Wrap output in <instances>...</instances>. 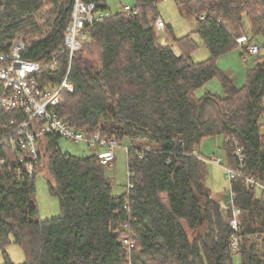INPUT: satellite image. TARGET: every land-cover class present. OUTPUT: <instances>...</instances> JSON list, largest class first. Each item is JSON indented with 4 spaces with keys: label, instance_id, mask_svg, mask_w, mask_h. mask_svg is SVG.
<instances>
[{
    "label": "trees",
    "instance_id": "obj_1",
    "mask_svg": "<svg viewBox=\"0 0 264 264\" xmlns=\"http://www.w3.org/2000/svg\"><path fill=\"white\" fill-rule=\"evenodd\" d=\"M73 1L0 0V51L22 35L24 59L44 63L59 56L46 81L60 82ZM87 1L108 10L106 0ZM159 1L135 0V15L120 11L91 26L71 61L73 91L62 94L57 109L60 119L86 136L99 132L119 145L129 141L132 187L126 192L112 195L99 150L71 155L60 149L61 136L51 133L40 139L32 159L2 143L24 116L0 107V249L19 245L21 264H264V200L255 195L259 185L246 182L264 186V55L247 69L241 88L216 63L237 46L242 57L249 56L252 37L264 44V0H176L194 16L193 33L209 52L198 63L190 58L196 47L190 34L173 37L179 55L159 42L153 10ZM241 37L246 41L239 45ZM214 79L222 95L206 91L197 97ZM217 136L224 168L242 165L241 176L230 181L226 214L210 197L207 164L197 152L203 139ZM20 160H32L31 175ZM43 171L60 209L48 220H39L35 201V176ZM231 205L239 211L236 231L227 223ZM2 264L15 263L6 258Z\"/></svg>",
    "mask_w": 264,
    "mask_h": 264
},
{
    "label": "built area",
    "instance_id": "obj_2",
    "mask_svg": "<svg viewBox=\"0 0 264 264\" xmlns=\"http://www.w3.org/2000/svg\"><path fill=\"white\" fill-rule=\"evenodd\" d=\"M122 11L133 15L137 13L136 9L129 6H124ZM110 14L107 11H98L95 4L87 0L73 1L71 18L64 32L61 52L66 54L68 65L64 76L58 83L46 81V78L56 72L59 66V56H52L44 63L24 59L22 54L26 49L27 41L22 35H18L12 41L8 51H0V107L5 111H20L24 116V120L2 143L7 141L24 150L32 159H36L39 154L40 139L44 135L55 133L69 141L84 142L91 147L102 149L96 155L104 166L115 160L113 150L119 145L114 139L107 140L99 132L86 136L60 119L57 114L58 107L63 103L62 94L73 91V85L68 79V74L74 54L87 43L88 31L91 26L102 22ZM155 27L159 31H164L165 26L160 18L156 19ZM245 41L243 37L236 40L239 45L244 44ZM258 50V46L252 44L248 49V55H257ZM236 154L240 156V149H237ZM204 161L209 164L220 165V160L217 158H211L207 161L204 159ZM3 163L4 161L0 159V166ZM20 163V167L29 175L33 173L32 160H20ZM241 168V164L237 170L224 168L228 180L231 181L235 177H240L238 171ZM246 182L250 186L259 185L264 189L263 185L251 178H246ZM127 187L130 189L132 185L128 183ZM228 196L232 197L230 190ZM229 203H231L230 200L223 206L227 211ZM230 212L231 217L227 223L233 231H236L239 226V211L231 205ZM235 244L236 242H233L234 246H236Z\"/></svg>",
    "mask_w": 264,
    "mask_h": 264
},
{
    "label": "rangeland",
    "instance_id": "obj_3",
    "mask_svg": "<svg viewBox=\"0 0 264 264\" xmlns=\"http://www.w3.org/2000/svg\"><path fill=\"white\" fill-rule=\"evenodd\" d=\"M176 2V0H161L155 4L153 10L157 17L164 22L166 27L165 31H156L158 40L162 44L170 45L175 54L179 55L181 49L173 42V37L181 38L190 34L196 46L190 53L192 62L198 63L205 61L209 58V52L203 45L199 36L193 33L195 30L194 16L187 13L184 7ZM106 4L108 7L106 11L115 14L122 11L124 6L133 8L136 3L135 0H106ZM168 27L170 28V32L167 31ZM252 44L258 46V55H245V57H242L241 55L244 49L237 46L231 51L221 55L216 61L218 68L233 80V84L237 88H241L244 85L246 71L248 68L254 66L256 57L264 55V44L259 36L250 38L247 45L250 47ZM206 91L222 95V89L216 79L209 81L206 85L198 89L195 94L197 97H200ZM261 107L263 111H261L262 114L259 120L264 125V98L261 100ZM262 132L264 133V126ZM221 146V136L205 138L200 142L199 146H197V152L206 161L211 158L220 160V165H213L205 162L208 172L205 184L211 193H216L221 197L224 203H219L218 205L226 214L228 211L223 206L228 198L230 181L224 170L225 161ZM59 147L63 152L78 157H86L97 151V147H91L84 142L75 143L63 137L59 139ZM128 148H130L129 141H122L121 144L113 150L115 160L105 167L106 175L110 178L112 183L111 193L113 196H118L127 191L128 174L126 167V150ZM46 180L44 171L37 173L35 176V201L39 220L56 218L60 213L58 198L49 193ZM254 192L257 198H262L264 200V191L261 186H256ZM238 222L240 223L239 220ZM6 258L15 264H21L25 256L19 245L10 242L4 250L0 249V264H2Z\"/></svg>",
    "mask_w": 264,
    "mask_h": 264
},
{
    "label": "crops",
    "instance_id": "obj_4",
    "mask_svg": "<svg viewBox=\"0 0 264 264\" xmlns=\"http://www.w3.org/2000/svg\"><path fill=\"white\" fill-rule=\"evenodd\" d=\"M99 151H102V149H97ZM211 192V191H210ZM213 200H215L218 204L219 203H224L223 200L221 199L220 196H218V194L216 193H211V196H210Z\"/></svg>",
    "mask_w": 264,
    "mask_h": 264
}]
</instances>
